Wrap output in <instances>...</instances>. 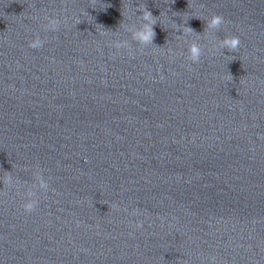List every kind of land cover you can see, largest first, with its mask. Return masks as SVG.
I'll list each match as a JSON object with an SVG mask.
<instances>
[{"label":"clouds","instance_id":"clouds-1","mask_svg":"<svg viewBox=\"0 0 264 264\" xmlns=\"http://www.w3.org/2000/svg\"><path fill=\"white\" fill-rule=\"evenodd\" d=\"M140 12L142 13L141 14L142 19L146 23L143 25L142 30H139L134 33V38H137L145 43H150L152 42V40L155 38L156 35L154 31V25L157 23V20L155 19L151 11L147 10V8H143ZM45 19L47 20V23L45 24V30L55 31L60 21L48 17H46ZM224 24H225V18L222 15L212 14L210 18L206 21V29L219 30ZM185 32L191 33L194 32V29L186 26ZM44 43L45 42L42 39L36 36V38H34L29 42V47L33 49H39L43 47ZM222 45L225 49H227L228 52L235 53L241 45V40L239 36L227 35L224 37ZM188 53H189V61H191L193 64L200 62V58L202 56V50L199 44L196 43L192 44L188 49ZM229 75L232 78L231 74ZM10 179L11 177L9 176L7 180L10 181ZM41 186L47 187V184L43 180H41ZM37 205H38L37 201L29 199L22 204V208L25 213H32L33 211L36 210Z\"/></svg>","mask_w":264,"mask_h":264}]
</instances>
